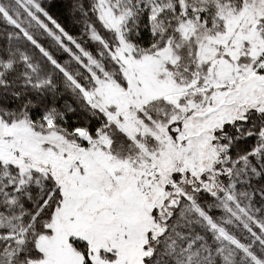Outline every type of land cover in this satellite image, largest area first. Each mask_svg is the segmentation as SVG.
I'll return each instance as SVG.
<instances>
[{
    "label": "snow or ice",
    "instance_id": "obj_1",
    "mask_svg": "<svg viewBox=\"0 0 264 264\" xmlns=\"http://www.w3.org/2000/svg\"><path fill=\"white\" fill-rule=\"evenodd\" d=\"M0 264H264V0H0Z\"/></svg>",
    "mask_w": 264,
    "mask_h": 264
}]
</instances>
